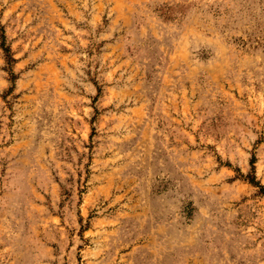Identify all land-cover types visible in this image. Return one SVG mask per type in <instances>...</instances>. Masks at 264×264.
I'll return each instance as SVG.
<instances>
[{"label": "rangeland", "instance_id": "obj_1", "mask_svg": "<svg viewBox=\"0 0 264 264\" xmlns=\"http://www.w3.org/2000/svg\"><path fill=\"white\" fill-rule=\"evenodd\" d=\"M0 264H264V0H0Z\"/></svg>", "mask_w": 264, "mask_h": 264}, {"label": "trees", "instance_id": "obj_2", "mask_svg": "<svg viewBox=\"0 0 264 264\" xmlns=\"http://www.w3.org/2000/svg\"><path fill=\"white\" fill-rule=\"evenodd\" d=\"M1 40H2V42H1V46H2V49H3V51H4V53H5V56H6V61H7V63L8 64H10L12 61H14L13 59H12V57H10V55H9V50L6 48V47H4V40L2 39V37H1ZM13 76V75H12ZM248 180H249V182H251L252 184H254V178L253 177H248Z\"/></svg>", "mask_w": 264, "mask_h": 264}]
</instances>
